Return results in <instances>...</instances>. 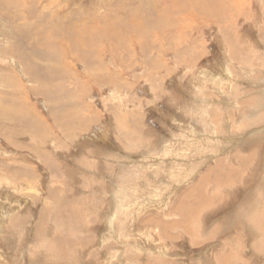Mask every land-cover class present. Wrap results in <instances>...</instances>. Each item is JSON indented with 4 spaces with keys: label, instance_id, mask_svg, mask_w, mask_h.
<instances>
[{
    "label": "rangeland",
    "instance_id": "rangeland-1",
    "mask_svg": "<svg viewBox=\"0 0 264 264\" xmlns=\"http://www.w3.org/2000/svg\"><path fill=\"white\" fill-rule=\"evenodd\" d=\"M170 1L0 0V264H264V0Z\"/></svg>",
    "mask_w": 264,
    "mask_h": 264
},
{
    "label": "bare ground",
    "instance_id": "bare-ground-1",
    "mask_svg": "<svg viewBox=\"0 0 264 264\" xmlns=\"http://www.w3.org/2000/svg\"><path fill=\"white\" fill-rule=\"evenodd\" d=\"M171 3H173V2H175V1H170ZM176 3V2H175ZM236 3V2H235ZM12 4V3H11ZM184 4H185V8H187L189 11L190 10H192V9H195V4L196 3H194V2H187V1H185L184 2ZM214 5V4H213ZM206 6V5H205ZM204 6V8H208V6H206L205 7ZM221 6V5H220ZM198 9H199V7H197L196 8V11H198ZM217 9V8H216ZM226 10V8L224 7L223 8V11H222V13L224 12ZM174 12V11H173ZM172 12V13H173ZM193 13V12H192ZM191 13V14H192ZM232 13V12H231ZM200 14V13H199ZM235 14V13H234ZM243 14V13H242ZM152 15V14H151ZM192 16V15H191ZM194 16V15H193ZM152 17V16H151ZM151 17H148L146 20H151ZM153 18V17H152ZM192 18V17H191ZM212 18H214L213 16H212ZM216 19H217V16H216ZM215 19V20H216ZM129 20V19H128ZM128 20H126V19H124V21H123V23H124V25L126 26V27H130L129 25V21ZM192 20V19H191ZM195 21V20H194ZM210 21V20H209ZM213 21V20H212ZM218 21V20H217ZM153 22H154V20H153ZM152 21H148L147 23H145V26L146 27H148V28H154V27H157L154 23H153ZM215 22V21H214ZM46 25L48 24V23H45ZM83 25V24H82ZM26 26H29L28 24H25L24 26H19V27H17L16 28V33L17 34H19V37H20V35L22 36V37H25V35H24V33H26V31H25V29H23V27L25 28ZM63 27V26H62ZM64 29H63V32H66V33H68V37H65V40H66V42L67 41H70L69 42V45L71 44H75V45H73V46H70V47H72V49H73V47H79L80 46V44L81 43H79V42H77L75 39L77 38L76 37V35L75 34H73V32L71 33V31L72 30H69V29H71V28H69L68 30H67V28L66 27H63ZM75 28V27H74ZM30 30H32L31 28H30ZM83 31H84V27H83V29H82ZM106 30V29H105ZM138 30V29H137ZM141 31V30H140ZM80 33V32H79ZM142 33V32H141ZM82 35V34H81ZM94 35V34H93ZM21 38V37H20ZM22 39V38H21ZM28 39V38H27ZM93 40V39H92ZM21 42H23V45L24 46H28V45H30L29 44V41H27L26 42V40H24V41H21ZM73 42V43H72ZM33 43V42H32ZM37 44V43H36ZM35 44V45H36ZM83 44V43H82ZM84 45V44H83ZM22 46V45H21ZM23 47V46H22ZM32 48V47H31ZM81 48V47H80ZM83 50H85V49H83ZM86 51V50H85ZM89 51V50H88ZM31 54V53H30ZM30 56V55H29ZM85 58V57H84ZM85 60V59H84ZM27 64V63H26ZM241 157H239V159H240ZM244 160V159H243ZM176 169H177V167H176ZM217 171V170H216ZM209 172V171H208ZM229 176V175H228ZM208 177V176H207ZM210 178V177H209ZM229 178V177H228ZM203 180H205V179H203ZM222 180H223V178H222ZM225 180H227V179H225ZM232 180V179H231ZM228 181V180H227ZM215 184V183H214ZM219 186V185H218ZM196 187V186H195ZM203 187V186H202ZM193 188V187H192ZM227 188V187H226ZM190 189V188H189ZM200 191V190H199ZM186 192V191H185ZM183 196H184V194H183ZM189 198V197H188ZM197 198H198V196H197ZM181 200V199H180ZM188 200V199H187ZM197 201V200H196ZM219 201V200H218ZM184 202V201H183ZM205 202H207V201H205ZM179 203V202H178ZM189 203V202H188ZM187 203V204H188ZM204 203V202H203ZM202 203V201H201V204H203ZM186 204V203H185ZM176 206V205H175ZM191 206V205H190ZM202 206V205H201ZM192 207V206H191ZM199 207H200V205H199ZM203 207V206H202ZM201 208V207H200ZM187 209V208H186ZM192 211V210H191ZM182 213V212H181ZM199 213V212H198ZM255 218V217H254ZM191 219V218H190ZM256 220V219H255ZM186 221H188V220H186ZM253 221H254V219H253ZM257 222V221H256Z\"/></svg>",
    "mask_w": 264,
    "mask_h": 264
}]
</instances>
